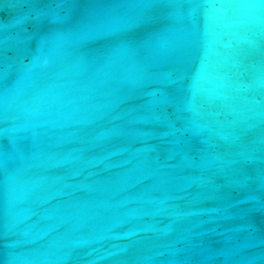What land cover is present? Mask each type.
I'll use <instances>...</instances> for the list:
<instances>
[{
    "label": "water",
    "instance_id": "obj_1",
    "mask_svg": "<svg viewBox=\"0 0 264 264\" xmlns=\"http://www.w3.org/2000/svg\"><path fill=\"white\" fill-rule=\"evenodd\" d=\"M0 264H264V0H0Z\"/></svg>",
    "mask_w": 264,
    "mask_h": 264
}]
</instances>
